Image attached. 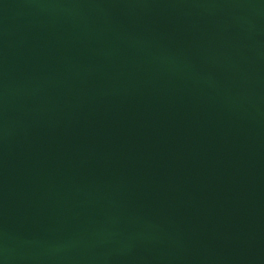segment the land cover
<instances>
[{"label":"water","instance_id":"1","mask_svg":"<svg viewBox=\"0 0 264 264\" xmlns=\"http://www.w3.org/2000/svg\"><path fill=\"white\" fill-rule=\"evenodd\" d=\"M0 264H264V0H0Z\"/></svg>","mask_w":264,"mask_h":264}]
</instances>
